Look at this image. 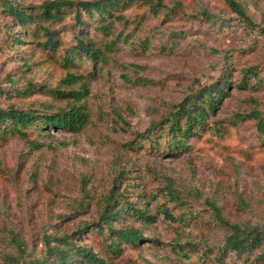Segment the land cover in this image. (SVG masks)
<instances>
[{
    "label": "rangeland",
    "instance_id": "374dc122",
    "mask_svg": "<svg viewBox=\"0 0 264 264\" xmlns=\"http://www.w3.org/2000/svg\"><path fill=\"white\" fill-rule=\"evenodd\" d=\"M17 1L38 7L53 0ZM236 1L251 27L225 0H160L157 17L144 5L124 10L127 22L114 24L112 38L120 34L127 43L117 42L95 72L89 60L68 70L59 63L79 31L97 45L105 41L93 25L76 27L71 16L51 25L58 48L49 54L36 47L33 37L17 42L23 30L0 14V88L8 90L11 80L18 90L24 84L36 88L24 98L0 94V107L53 113L64 104L48 97L44 88L68 90L62 80L70 73L83 77L87 97L81 105L88 115V124L76 133L32 127L26 137L0 135V264H10L4 256L17 257L11 233L23 242L27 260L42 253L44 236L71 235L96 222L114 182L120 190L126 185L129 201L147 203L152 220L143 228L127 217L119 219L116 225L140 231L142 243L121 245L118 256L107 252L106 233L90 228L80 235L79 244L105 264H216L215 248L226 231L213 218L211 203L229 223L264 232V136L247 118L253 113L264 117V37L259 32L264 0ZM224 74L227 95L183 154L163 157L147 141L133 146L151 123ZM237 115L247 119L235 120ZM166 182L185 205L167 202ZM163 203L174 221L159 212ZM182 213L187 217L180 220ZM172 240L183 252L170 246ZM261 253L264 244L253 255ZM223 260L241 264L231 254Z\"/></svg>",
    "mask_w": 264,
    "mask_h": 264
},
{
    "label": "trees",
    "instance_id": "16d2710c",
    "mask_svg": "<svg viewBox=\"0 0 264 264\" xmlns=\"http://www.w3.org/2000/svg\"><path fill=\"white\" fill-rule=\"evenodd\" d=\"M225 3L246 25L249 27L254 25L245 9L236 0H225ZM135 5L148 7L150 14L155 17L159 15V11L163 7L160 0H93L92 2L53 0L43 2L38 7L24 6L17 0H0V14L16 28L23 30V33H18L17 42L26 35L33 37L36 47L49 54L54 53L58 48V40L50 28L51 25L61 22L67 16H71L76 27L93 25L95 31L106 38L105 41L97 45L79 31L74 40V46L65 51L59 63L63 69L68 70L77 61L89 60L93 64L95 72L96 64H104L107 61V53L114 49L117 42L127 43L120 34L112 38V29L115 23L125 24L127 22L122 12ZM205 17L207 18L206 13ZM7 27L11 29V25ZM259 32L264 37V29L260 28ZM24 65V70H27L28 65ZM227 76L224 74V78L219 82L192 92L180 104L174 105L165 117L158 122L151 123L145 134L138 135L133 146L139 148L144 141H147L150 150L163 157L172 158L183 154L189 147L188 141L198 136V133L203 130L209 114L215 111L218 102L227 95L229 84ZM82 78V76L67 73L62 81L65 82L68 90L44 88V93L48 97L55 102L64 104L53 113L43 110H24L13 106H8L5 109L0 107V135L26 137L27 130L32 127L38 131L46 128V130L76 133L82 130L88 124L87 112L81 105L87 97V89ZM124 80L127 83L131 82L127 77H124ZM9 83L8 90L4 91L0 88V94L3 93L7 97L24 98L36 90L32 84H24L26 87L18 90L12 80ZM73 87H77L78 91ZM243 117L237 115L234 119H254L257 132L264 136L263 116L253 113L247 118ZM118 185L121 186L114 182L110 192L102 200L96 222L90 225L85 224L84 228L71 235L44 236L42 238V253L34 258L29 257L27 260L24 257L26 250L23 242L17 235L11 233L13 243L11 246L17 257L4 256L3 259L10 264H105L98 253L91 248L81 246L78 242L79 236L87 233L89 231L87 229L90 228L97 234L106 233L104 243L107 252L111 255L118 256L121 253V245L136 247L142 243L140 231L116 224L119 219L127 217L146 228L152 217L147 211V203H140L137 206L136 202L128 200L130 198L126 192V185L124 187L122 185V190ZM163 194L167 198V202L185 205L184 200L173 188L171 182H166ZM209 206L215 221L226 231L222 245L215 248L218 255L214 262L223 264L224 257L229 254L233 255L241 264H256L258 261H262L264 253L253 254L263 246L264 232L257 226L249 224H231L223 217L216 205L211 203ZM158 209L165 219L175 220L171 217L170 209L166 203L161 204ZM186 217L187 214L182 213L179 219ZM170 246L183 252L177 240H172ZM189 247L191 250L194 249L190 245ZM183 257L185 258V256Z\"/></svg>",
    "mask_w": 264,
    "mask_h": 264
}]
</instances>
